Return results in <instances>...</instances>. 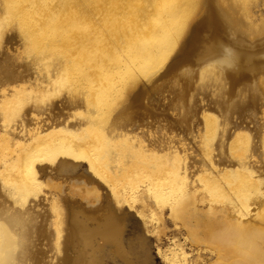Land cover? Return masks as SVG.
<instances>
[{"label": "bare ground", "instance_id": "bare-ground-1", "mask_svg": "<svg viewBox=\"0 0 264 264\" xmlns=\"http://www.w3.org/2000/svg\"><path fill=\"white\" fill-rule=\"evenodd\" d=\"M235 1L244 17L234 21L211 0H0V193L6 197L0 264H33L36 223L29 211L41 197L46 209L37 217L60 250L65 199L57 175H68L63 181L72 193L99 198L79 185L82 170L106 187L118 210L135 211L143 233L156 235L163 264H264V173L253 135L238 127L223 145L216 117L189 96L194 78L215 93L225 81L256 79L255 69L243 65L235 27L245 24L250 34L264 29V0ZM9 30L19 38L15 47L5 39ZM195 57L197 70L181 73L177 105L184 119L199 114L193 130L201 144L162 121L111 128L118 106L141 96L139 84ZM27 66L33 71L23 76ZM63 97L78 98L83 110L74 124L47 131L46 112ZM222 146L230 160L220 157ZM262 148L264 159V139ZM168 223L183 232L182 244L162 243ZM125 225L111 211L104 218L73 215L70 264H101L108 243L124 264H155L147 238L127 245Z\"/></svg>", "mask_w": 264, "mask_h": 264}, {"label": "rangeland", "instance_id": "rangeland-1", "mask_svg": "<svg viewBox=\"0 0 264 264\" xmlns=\"http://www.w3.org/2000/svg\"><path fill=\"white\" fill-rule=\"evenodd\" d=\"M211 1L212 5H214L219 10L224 11L229 19L235 21L238 19L240 20L244 17L235 0ZM261 10H263V18L264 5L261 7ZM241 21L242 23L244 22L243 20ZM242 27L244 28V30L242 29ZM235 28L237 37L239 39H242L243 41V46L241 48L242 50H240V53L245 56L243 65H251L255 69L254 73H257L255 81L252 82V80H246L236 84H230L224 80V89H220V94L218 92L215 93L212 86H199L198 80L194 78L190 81L191 90L189 91V96H191V98L193 96V98H190V100L194 102V106L196 108H200L204 110V112L208 115L216 117L219 125L222 127L221 135L223 136L221 138V141L223 145L227 143L228 136H230V134L235 131L236 128L240 127L249 129V131L253 135L252 143L253 150L255 151V157L258 162L257 166L264 173V159L262 158V141L264 139V29H262L259 33L250 34L249 31H247V27L245 24H241L240 26H236ZM12 32L14 33L15 30L7 31L5 34V39L10 41L9 45L11 47H15L19 43V41H17L19 38L14 36ZM245 33L248 34L244 35ZM239 35L242 36L239 37ZM203 46L204 44H200L199 50H201ZM193 60L194 62L182 64L178 66L177 69H174L167 74H164V70L160 71L158 75L154 76L151 79V81L139 84L138 89L141 92V96L138 98L137 102L130 103V101H128L129 105H127V102H122L118 106V117L110 122L118 125L112 126L111 128L119 129L121 127L119 126V124H122V128L120 130L126 129V126L134 127V125L136 124L153 128L156 126L155 122L162 121L164 122V124L171 126L174 130L177 131V133H180L185 138H187L188 141H193L201 144V135L198 136L193 130V126L195 125V123L197 121H200L199 114L196 113L194 117L190 116V114L188 119H184L185 117L182 116L183 109L177 105V96L180 92H182L184 88L181 79V73H183L184 70L195 71L198 68L195 64L198 60L197 57L193 58ZM257 61H260L259 64ZM29 67L32 69L33 66H27V69L25 68V72H23L22 74L23 76L33 71L30 70ZM227 92H229V94ZM225 93H227V95ZM232 93L234 94L232 95ZM189 96L186 97L188 101ZM228 96L230 98H228ZM55 101V105L53 106L54 108L52 109L53 111L51 110L52 112H46V115H49V120L47 119L48 122L44 123L48 124L47 131H56L60 128V124H74L75 122H77V113L83 110V106L81 105L78 98L63 97ZM224 101L229 102V105L227 103L228 107H226V103ZM121 106L127 107L126 109H123ZM226 109L228 110V112ZM43 116L45 115H41V118ZM47 116H45V118ZM254 121L257 122V126H255ZM51 124L53 125L51 126ZM225 135L227 137L226 140ZM222 149H224V152L220 155V157L223 158V160H230L229 154L226 151V147L222 146ZM42 167L44 172L50 169V167H48L47 165H43ZM83 173L86 174L87 171L82 170L76 174V178L79 181L78 183L82 188L87 187L92 190L90 192L99 194V198L97 201L93 199L85 200L83 197L72 193L68 189V185L65 184L66 182L63 181L64 179L68 180V175L59 174L57 175L59 179H55L56 181L60 180L59 182H61L63 195L60 194L59 197L60 199H65L62 207V238L59 251L55 249L54 244L51 242V236L49 232L46 231V223H42V218L37 217V215L40 216V214L46 209V204L43 203L44 201L42 200L43 197H41L42 199L40 198V201L37 200L36 202L31 204L32 206L29 213L33 212L34 221L36 223V229L31 239L34 251V259L32 260L33 264H70L73 252L70 228L71 217L75 214H78L79 216L85 217L86 219H89L90 217L104 218L108 212L110 213V211L113 217H118L120 219L122 218L126 220V225L123 228V232L127 245H130V243L134 241L136 237L141 235L144 236L149 240L151 257L154 260L155 264H163L162 258L156 254V235L154 233H143V231L141 230L142 226L138 222L139 218L135 215V211L129 209H124V211L118 210L113 205L106 187L99 185L96 181L88 180V176H82ZM73 177H75V175L70 178L74 179ZM80 181H83V183ZM63 186L65 187V189ZM5 198L6 197L3 196L2 193H0V201L4 202V200H6ZM160 230L159 232L162 231L164 233H160L163 239L162 243H164L167 239H173V241L177 242L178 244L183 243V232L175 230V228L170 223L166 225L165 229L163 228L161 231ZM106 245V248L101 255V264H124L121 259L114 256V253H111L113 250L111 244L108 243V245ZM200 253L202 255L201 258L204 260V262L209 260L208 253L206 251L202 250L200 251ZM192 255H195V251ZM193 259L196 260L195 258H192L191 263L194 261Z\"/></svg>", "mask_w": 264, "mask_h": 264}]
</instances>
